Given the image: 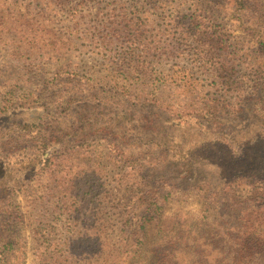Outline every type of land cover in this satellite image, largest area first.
Wrapping results in <instances>:
<instances>
[{"label": "rangeland", "instance_id": "rangeland-1", "mask_svg": "<svg viewBox=\"0 0 264 264\" xmlns=\"http://www.w3.org/2000/svg\"><path fill=\"white\" fill-rule=\"evenodd\" d=\"M245 4L0 0V264H264V0Z\"/></svg>", "mask_w": 264, "mask_h": 264}, {"label": "trees", "instance_id": "trees-1", "mask_svg": "<svg viewBox=\"0 0 264 264\" xmlns=\"http://www.w3.org/2000/svg\"><path fill=\"white\" fill-rule=\"evenodd\" d=\"M234 2H235L237 7H241L243 9L247 10V7H246L247 4H245V0H234ZM190 23L193 24V22H190ZM199 28L201 30L202 26ZM208 31H209V29H207L205 26H203V31H201L202 34L199 36V40L204 41V43H208V46L211 47V49H212L214 46H217V45H219V43H222V40L219 38V36H217L215 34V32L209 33ZM198 45L202 46V43H199ZM197 51H198V53L195 57L196 58L195 61L199 66L211 64L213 62V60L215 59V57L210 53L211 51H208V52H202L200 50H197ZM221 73L222 72H220V74H217V73L215 75L213 74L214 78H216L218 80L222 79L220 82L226 87H228L229 85H232L233 83L229 81V80H231L232 77H229V78L221 77ZM261 80L262 79H259L260 82H261ZM255 97L257 100L253 104L250 105V108L252 109L253 107L257 106L258 111L260 113L264 114V90L259 92V93H256ZM257 102H258V104L256 105L255 103H257ZM10 234H12V233L10 232ZM248 236H249V239H251V236L250 235H248ZM9 244H10V246H12L13 243H9ZM137 250L138 251L136 252V254L139 256V254H141V252H140L141 248H138ZM262 251H263L262 248L257 246L255 248H240V249L235 250L233 253L236 254V256H239V258H243V257H253V256H258V255L260 256L263 253ZM131 257L135 258L133 256V252H132ZM147 264H150V263H147ZM230 264H261V263H254V262L252 263L251 261L247 262V261H243V260L239 259V260L235 261L234 263H230Z\"/></svg>", "mask_w": 264, "mask_h": 264}]
</instances>
